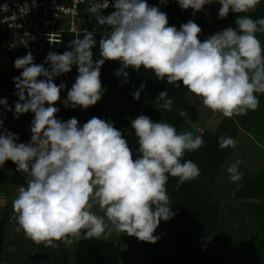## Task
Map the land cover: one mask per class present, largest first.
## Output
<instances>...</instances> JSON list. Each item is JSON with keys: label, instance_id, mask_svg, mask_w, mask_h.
<instances>
[{"label": "clouds", "instance_id": "9594fccd", "mask_svg": "<svg viewBox=\"0 0 264 264\" xmlns=\"http://www.w3.org/2000/svg\"><path fill=\"white\" fill-rule=\"evenodd\" d=\"M213 3L220 5L219 19L230 12L238 14L236 27L217 31L203 42L201 27L192 20L177 29L168 26L166 13L146 0H114V11L107 15L101 12L109 2L86 9L106 28L98 44L100 59L93 60L95 33L86 30L82 38L69 41V50L49 52L43 64H35L31 52L14 60V67L22 69L13 78L18 96L14 119L34 114L27 143H17L18 134L5 129L0 120V166L11 160L26 180L12 201L10 221L16 222V232L23 231L33 242L53 248L58 247L55 242L70 247L81 239L107 240L113 232L143 242L158 241L153 233L160 221L176 215L166 189L169 176L179 178L177 190L199 177L197 164L181 160L186 152L204 144L202 136L178 133L173 125L153 122L141 114L131 120L140 153L134 159L128 141L112 121L92 117L80 126L76 118L62 121L56 117L60 109L54 105L66 85L57 86L54 78L69 73L75 65L78 75L63 105L86 110L104 94L102 65L119 61L122 67L117 76L127 78L124 69L143 67L176 87L182 82L213 112L228 118L247 115L259 107L256 94H264V47L256 35L264 33V18L246 15L260 0H178L182 9L191 8L194 14ZM143 87L133 94L135 99ZM156 100L163 101L162 109H171L173 101L167 91L160 92ZM0 105L12 111L7 98L0 99ZM218 144L222 149L235 148L237 141L221 136ZM242 163L237 160L227 167L232 182L242 179ZM94 206L104 215L93 212Z\"/></svg>", "mask_w": 264, "mask_h": 264}, {"label": "trees", "instance_id": "16d2710c", "mask_svg": "<svg viewBox=\"0 0 264 264\" xmlns=\"http://www.w3.org/2000/svg\"><path fill=\"white\" fill-rule=\"evenodd\" d=\"M146 2L149 4V0H146ZM166 9L167 11L164 13L167 14L171 11L180 13L186 18L184 23L192 20L202 27V22L194 17L188 9H182L178 4V0H171ZM111 11H114L112 5L101 14L107 15ZM237 15L230 12L224 19H219L218 14L215 15V25L213 26L215 32L229 26L235 28ZM246 15L253 19L264 18V0H260L256 9L246 13ZM90 26L95 27L98 31L94 36L97 45L92 49L93 60L96 61L100 59L98 44L106 28L100 25L95 17L90 21ZM256 35L258 39L264 37V33H257ZM82 36L83 34L79 35L81 38ZM73 39H75L73 35L64 34L58 47V54L69 50L68 43ZM199 39L201 42L205 39L203 30L199 35ZM121 67L119 61H105L100 70V80L102 87L105 89L102 99L84 110L80 107L73 109L69 106L65 108L63 105V101L67 98V92L75 83V78L78 75L77 67L73 65L69 73L54 78V83L57 86L61 83L66 85L60 92V100L54 106L60 109L56 114L58 119L67 121L70 118H76L80 126L92 117L112 121L115 128L120 130L128 141L135 159L140 153L138 151V138L135 136L134 129L131 128V120L141 114L148 116L151 120L152 117L161 115L164 122L173 125L178 133H182L185 131L186 120L190 116L188 102L191 92L182 86V82H179L181 87H176L174 84H169L167 78L159 80L151 70H146L143 67L138 71L132 67L124 69L128 73L127 78L123 75L117 76L116 72ZM21 71L22 69H16L14 65L0 63V99L7 98L8 106L12 108V111H7L4 106L0 105V120H3L5 129L18 134L17 143H27L31 139L30 127L34 114L29 112L20 115L19 119H14V105L18 100V96L14 95L13 78L19 76ZM38 79L44 78L38 77ZM142 84L144 87L140 91V97L137 100L133 94L141 89ZM162 91H167L168 98L173 101L170 110L162 109L160 105L163 101L158 103L156 100ZM181 111H185L186 114L181 116ZM227 130L225 124H221L218 131H209L203 135L205 141L203 146L198 150L185 153L181 163L191 160L197 164L200 169L198 178L184 182L177 190L176 185L179 178L169 176L166 189L171 202L170 208L176 215L168 221L161 220L153 233L159 239L156 243H150L152 244L150 264H243V261H237L235 257H230L228 253H224L221 244L220 246L217 245L216 249L208 250L207 254L200 253V248L204 243L214 236L221 215L219 207L209 199L210 196L207 193L204 194L201 189L203 184L201 183L208 182L204 184L208 187L211 181L215 183L214 178L218 174L219 166L231 153V147L222 149L218 144L219 138L225 135V132H228ZM8 179L6 173L0 170V184H5ZM10 182L13 185L26 186L25 174L17 172L15 169ZM236 197L254 201L253 205L257 207L258 213L256 220L259 223L258 225L264 229V173L248 181L242 188L237 190ZM5 233L6 223L0 221V260L4 250ZM136 240L138 239L136 238ZM120 255L121 249L118 244L94 237L87 240L81 239L78 241L74 264H119ZM254 259L256 261L254 264H264V238L257 246Z\"/></svg>", "mask_w": 264, "mask_h": 264}, {"label": "rangeland", "instance_id": "374dc122", "mask_svg": "<svg viewBox=\"0 0 264 264\" xmlns=\"http://www.w3.org/2000/svg\"><path fill=\"white\" fill-rule=\"evenodd\" d=\"M170 1L166 0L165 2L164 0L162 3L161 0H149V4L165 12ZM219 8V5H205L201 11L195 12V14L193 9H188L194 17L202 22L204 38L215 33L213 29L214 16L218 14ZM167 19L168 26H175L179 29L186 18L180 13L171 11L167 13ZM259 40L264 47V37ZM4 46L5 44L0 47V63L14 65L13 60L6 58ZM256 95L260 103L255 111L250 110L247 115H234L228 118L204 107L200 98L190 93L188 102L190 116L186 120L184 131L191 132L194 136L200 135L203 138L205 133L218 131L219 126L225 124L228 132L222 136L231 137L237 141L236 147H231V153L219 166L218 174L214 178L215 183L211 181L209 187L204 185L208 182L201 183L204 194L207 193L210 196L209 199L219 207L221 215L214 236L204 243L200 248V253L207 254L208 250L216 249L217 245L221 244L224 253L235 257L237 261H243V264L256 262L255 251L259 242L264 238V229L258 225L256 220L258 213L257 207L253 205L254 201L236 197L237 190L248 181L264 173V94ZM152 121L164 122L161 115L152 117ZM221 132L220 134H222ZM237 160L243 161L239 165L243 176L240 181L232 182L226 169ZM15 169L16 165L11 160L0 166V170L4 171L9 178L5 184H0V221L6 223L4 250L0 264H74L78 241L70 247L63 242H55L58 247L53 248L45 246L43 242L39 244L33 242L25 237L23 231L19 233L15 231L16 222L10 221V217L13 215L12 201L17 195V189L22 186L13 185L10 182ZM92 211L97 215H104L98 206H94ZM99 239L120 246L119 264H150L152 244L148 242H141L134 236L116 232H113L107 240L103 237Z\"/></svg>", "mask_w": 264, "mask_h": 264}, {"label": "built area", "instance_id": "2783aa9c", "mask_svg": "<svg viewBox=\"0 0 264 264\" xmlns=\"http://www.w3.org/2000/svg\"><path fill=\"white\" fill-rule=\"evenodd\" d=\"M108 2L109 6L102 8V12L114 0H0V47L5 44L8 60L14 61L31 52L33 62L43 64L49 52L58 53L64 34L76 38L86 30L98 33L95 27H90L95 15L86 9L92 4ZM5 4L7 7H2Z\"/></svg>", "mask_w": 264, "mask_h": 264}]
</instances>
